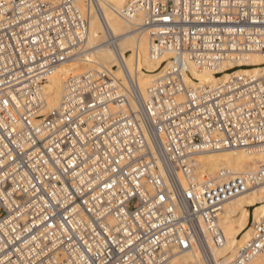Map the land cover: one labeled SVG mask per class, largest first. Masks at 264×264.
<instances>
[{"label": "built area", "instance_id": "1", "mask_svg": "<svg viewBox=\"0 0 264 264\" xmlns=\"http://www.w3.org/2000/svg\"><path fill=\"white\" fill-rule=\"evenodd\" d=\"M139 4L149 55H170L156 80L142 88L107 30L120 73L69 78L56 107L51 84L84 54L88 14L74 0L0 13V264H249L264 251L261 217L231 261L219 253L223 207L264 168L196 173L204 153L264 152V78L190 72L264 56V0ZM135 14L133 2L122 12Z\"/></svg>", "mask_w": 264, "mask_h": 264}, {"label": "bare ground", "instance_id": "2", "mask_svg": "<svg viewBox=\"0 0 264 264\" xmlns=\"http://www.w3.org/2000/svg\"><path fill=\"white\" fill-rule=\"evenodd\" d=\"M5 7L0 10L8 11L14 0H5ZM83 13L88 14L90 28L86 42V49L79 61L65 66L54 78L51 84V107H56L64 92L65 82L87 70L99 68L115 69L119 65L118 53L106 43V32L109 30L114 38V44L120 50L125 64L132 72L139 74L142 88L146 89L160 75L163 62L169 54L152 58L149 55L150 37L145 28H140L144 20L141 10V0H94L89 4L87 0H74ZM57 6L64 0H49ZM136 5V14L125 19L122 12L128 4ZM87 11V12H86ZM240 68L233 73L225 70ZM120 73V69H115ZM194 79L201 83H215L226 81L232 75L239 77H263L264 56L254 53L245 59L228 61L217 69L199 71L194 65L190 67ZM224 72L221 77L215 73ZM196 173L199 179L216 175L219 171L230 170L233 174H245L264 168V152H252L243 149L228 150L215 153H204L197 158ZM253 210V221L257 222L264 217V182L253 187L248 193L233 199L225 204L220 214V225L227 238V245L219 253L227 261H231L238 249L247 243L252 236L253 226L249 225L250 208ZM191 257L186 258V260ZM249 264H264V251Z\"/></svg>", "mask_w": 264, "mask_h": 264}, {"label": "rangeland", "instance_id": "3", "mask_svg": "<svg viewBox=\"0 0 264 264\" xmlns=\"http://www.w3.org/2000/svg\"><path fill=\"white\" fill-rule=\"evenodd\" d=\"M49 1V0H47ZM87 12V11H86ZM106 40V39H105ZM245 68H249V67H245ZM253 210H254V207H251L250 208V217H249V225L251 226V223H252V220L254 219L253 218Z\"/></svg>", "mask_w": 264, "mask_h": 264}]
</instances>
